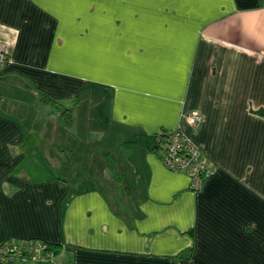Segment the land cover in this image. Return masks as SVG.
Masks as SVG:
<instances>
[{
    "label": "crops",
    "instance_id": "crops-1",
    "mask_svg": "<svg viewBox=\"0 0 264 264\" xmlns=\"http://www.w3.org/2000/svg\"><path fill=\"white\" fill-rule=\"evenodd\" d=\"M0 41V244L58 245L0 264H264L260 0H0ZM177 125L217 167L200 191L163 163Z\"/></svg>",
    "mask_w": 264,
    "mask_h": 264
},
{
    "label": "built area",
    "instance_id": "built-area-1",
    "mask_svg": "<svg viewBox=\"0 0 264 264\" xmlns=\"http://www.w3.org/2000/svg\"><path fill=\"white\" fill-rule=\"evenodd\" d=\"M9 62L7 45L0 41V72ZM186 121L195 128L202 120L199 113H187ZM163 152V163L166 168L182 172L189 177V188L202 190L205 181L217 172V167L208 161L200 145L182 125L163 131L157 136ZM49 243L39 239H28L22 243L6 242L0 244L1 261H18L21 263L48 261L55 259V252L49 249Z\"/></svg>",
    "mask_w": 264,
    "mask_h": 264
},
{
    "label": "rangeland",
    "instance_id": "rangeland-1",
    "mask_svg": "<svg viewBox=\"0 0 264 264\" xmlns=\"http://www.w3.org/2000/svg\"><path fill=\"white\" fill-rule=\"evenodd\" d=\"M42 108L41 109H43V113H45V114H47V116L48 117H50L52 120L55 118V120H56V117L55 116H57V114L59 113V109L57 108V106H56V104L55 103H47V104H45V105H42L41 106ZM77 149L75 148L74 150H72L73 151V155H72V151L71 150H69L67 153H66V155H63L64 157H66L67 156V159H69V155H71L72 156V159H73V161H75L74 159L76 158V154L78 153L77 151H76ZM39 157V159H42V157H40V156H38ZM79 159V158H78ZM74 169H78V170H80V169H82V168H84V164H83V166H79V164H77L76 162H74V164H73V166H72ZM81 167V168H80ZM42 169L46 172V174H50V175H55V174H60L61 173V171H57V172H55L52 168H50V167H48L47 166V164H43L42 165ZM81 173H83L84 175H86V173L85 172H79V174H81ZM62 174L63 175H68L69 176V174H70V172L69 171H64V172H62ZM76 174V173H75ZM79 176V175H78ZM91 183H89V185H90Z\"/></svg>",
    "mask_w": 264,
    "mask_h": 264
},
{
    "label": "trees",
    "instance_id": "trees-1",
    "mask_svg": "<svg viewBox=\"0 0 264 264\" xmlns=\"http://www.w3.org/2000/svg\"><path fill=\"white\" fill-rule=\"evenodd\" d=\"M260 3L264 5V0H260ZM61 112H62L61 116H62L63 125L69 126L71 123L72 109L70 107H68V108L63 107L61 109ZM256 112L259 113L260 115L264 116V108H260V109L256 110ZM49 249H52L54 252H57L58 251V245L50 244ZM180 258H182L181 254L174 256L173 263L179 264L178 260Z\"/></svg>",
    "mask_w": 264,
    "mask_h": 264
}]
</instances>
